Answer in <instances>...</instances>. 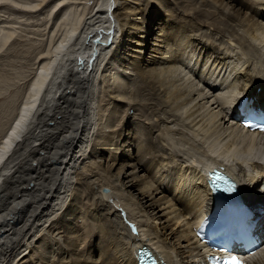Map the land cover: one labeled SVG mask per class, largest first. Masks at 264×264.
Instances as JSON below:
<instances>
[{
  "label": "bare ground",
  "instance_id": "bare-ground-1",
  "mask_svg": "<svg viewBox=\"0 0 264 264\" xmlns=\"http://www.w3.org/2000/svg\"><path fill=\"white\" fill-rule=\"evenodd\" d=\"M204 1L226 22L210 21L219 32L242 30L229 38L237 46L170 23L160 0H108L82 23L65 19L0 142V264H138L144 246L170 264H207L194 230L212 208L204 173L212 163L240 180L248 204H264V134L245 132L232 110L241 97L264 108V0ZM185 15L192 25L209 23L200 10ZM12 35L0 36V49ZM230 45L239 50L234 61ZM186 58L194 77L171 78ZM107 70L103 109L99 74ZM230 78L229 98L215 96ZM80 195L98 222L86 244L76 234ZM251 264H264V250Z\"/></svg>",
  "mask_w": 264,
  "mask_h": 264
},
{
  "label": "rangeland",
  "instance_id": "rangeland-1",
  "mask_svg": "<svg viewBox=\"0 0 264 264\" xmlns=\"http://www.w3.org/2000/svg\"><path fill=\"white\" fill-rule=\"evenodd\" d=\"M107 1L108 0H100V1L99 0H2V2H0V36L8 35L11 33L13 34L12 38L14 39L13 40L11 38L12 40H9V43L0 49V142L3 139V136L5 135L8 128L12 124L13 120L15 119L19 106L25 95V90L27 88V85L30 82L33 75L35 74V71L39 66L38 64L42 59V55H44L43 53L45 51L50 50L54 46V44L58 41V39L62 37L63 33L66 31L68 27V25L66 24L67 22L69 23L72 20L75 22L74 19L76 18V20L78 21L81 20L80 23H82L84 19L90 16L89 14L95 8L98 2H100V5L103 4V6H105V4H107ZM160 1L162 4H164L166 8L164 11V17L166 19H169L170 23L172 22V24L179 25L182 29L188 26L190 27L192 26L191 28L192 29L194 28L192 34L195 35L198 34L197 36L201 35L205 38L208 37L210 41L216 44L220 42L219 44H222L223 46L224 45L229 46V44L237 46V43L229 38L232 37V32L238 36L243 34L242 30L239 29L236 30L234 29L232 31H229V33L227 32L226 34L219 32L218 24L210 23V21L213 22L217 21L221 26L225 25L224 23L226 22L222 18V16L217 14L214 7L209 5V3L205 2L204 0H160ZM31 5H33V7L36 8V10H34L35 12L24 11V9L31 8L32 7ZM62 5L64 7L69 5V7L67 8L68 11L66 9L62 12V14L66 12L65 18L59 21L55 13L60 7H62ZM149 8L150 7H148V9ZM195 10L196 11L200 10V13H202L200 19L203 20L206 17L209 18L207 19L209 20L208 21L209 23L204 22L201 25L199 24L200 25L199 26L197 20H195L194 21L196 22L194 23L195 26L192 25L191 22L189 21V19L191 18L189 16H186L185 14L186 12L193 13ZM66 18L68 19L67 22H65ZM170 46H172L171 48L175 47L169 44L168 47ZM234 47L235 46L230 45V49L234 50L232 51V54H235L238 50ZM191 48L192 47L189 46L187 47L186 50L190 51ZM236 56L237 55L235 54L234 59H232L233 61L237 59ZM187 59L188 58H186L185 60ZM183 62L178 64V67L181 65L179 68L176 66L177 70L175 71V74H173L171 78H176L186 81L187 79L190 78V76L192 78L194 77L190 71L191 70L190 66H193V62L192 64L189 63V60ZM109 66L110 69H113V67H115V65L113 67L111 65ZM261 67L264 68V66ZM110 72L111 70L110 71L107 70L106 74L105 72L103 73L104 75L102 74V72H100L99 74V78L101 80H100L98 98L103 102L102 103L100 101L103 109L107 108L106 106H109L107 102L108 103L110 102L109 97L108 99H105L107 98V95L105 93V89L107 87H104L105 83L110 79L108 77ZM183 75L186 78H184ZM231 80L232 78L229 79L228 83L223 87V90L218 89L213 94L221 98L224 97V100L228 99L232 92L230 91V89L231 90L233 89L232 86H230L229 88V85L232 82ZM196 82H198V79H196ZM198 83H199V87L202 86L204 87L202 82L201 83L198 82ZM129 84L128 85L130 88L128 87V90L131 91L132 88H134V84L132 83ZM104 95L106 96L104 97ZM134 95L135 94L130 95L131 99L133 100H135L136 98L140 99L139 97ZM134 97L136 98L134 99ZM101 98L102 99L104 98L105 101L102 100ZM131 110H132L131 112L135 114V109H131ZM152 116H150V118L153 119L158 118V116H154V115ZM161 116L163 117L164 114L162 113ZM120 120L121 119H118L116 117V114H114L113 124L116 127L120 125L122 121ZM169 120L170 121L175 120L170 124L171 126L174 125L173 126L174 128L181 127L180 120H177V117L172 116ZM177 137L178 135L173 136V139L176 142L178 139ZM98 138L100 137L95 132L93 136V140L97 141ZM200 138H202V136H199V140ZM178 141L182 143V140H178ZM187 146L188 148L192 147L188 144ZM82 191L83 189L81 191L79 190L81 194ZM78 204L80 206L79 216L82 222H80L81 225L80 231L76 234H80L81 243L86 244L89 243L90 240L95 238L92 233V229H90L91 226L98 227L97 226L98 224H96L97 221H94V219H92L91 206L89 205L88 197H83L80 195ZM52 217L53 219L56 220L57 215L56 216L53 215ZM86 223H89L88 226H84ZM135 229L136 226H133V230ZM40 232H38V234ZM43 239L45 240V242L48 241V237L46 236L45 237L43 236Z\"/></svg>",
  "mask_w": 264,
  "mask_h": 264
},
{
  "label": "water",
  "instance_id": "water-1",
  "mask_svg": "<svg viewBox=\"0 0 264 264\" xmlns=\"http://www.w3.org/2000/svg\"><path fill=\"white\" fill-rule=\"evenodd\" d=\"M212 176H213L212 178L214 179L215 175H212ZM215 181L216 180H214L213 182H215ZM104 191L107 192V191H109V189L105 188ZM138 253H139L140 257H142L143 255H146V258L144 257L142 260H150V259H147V257L150 256V254H148V251L145 248L138 250Z\"/></svg>",
  "mask_w": 264,
  "mask_h": 264
},
{
  "label": "snow or ice",
  "instance_id": "snow-or-ice-1",
  "mask_svg": "<svg viewBox=\"0 0 264 264\" xmlns=\"http://www.w3.org/2000/svg\"><path fill=\"white\" fill-rule=\"evenodd\" d=\"M2 2V0H0ZM225 264H240V261L236 257H228L225 260Z\"/></svg>",
  "mask_w": 264,
  "mask_h": 264
}]
</instances>
